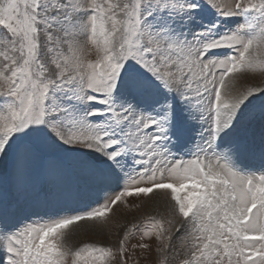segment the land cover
<instances>
[{"label":"snow or ice","instance_id":"obj_1","mask_svg":"<svg viewBox=\"0 0 264 264\" xmlns=\"http://www.w3.org/2000/svg\"><path fill=\"white\" fill-rule=\"evenodd\" d=\"M69 175L105 195L37 211ZM137 250L264 264V0H0V264Z\"/></svg>","mask_w":264,"mask_h":264},{"label":"rangeland","instance_id":"obj_2","mask_svg":"<svg viewBox=\"0 0 264 264\" xmlns=\"http://www.w3.org/2000/svg\"><path fill=\"white\" fill-rule=\"evenodd\" d=\"M245 163L249 165H255L259 167V160L245 158ZM105 195L104 190L100 187L90 186L88 188H79L78 182L75 176H63L57 178V180L50 186V195L48 203L37 202L36 210L43 213L44 211H54L57 207L64 206L68 204L69 206L76 207L83 205L90 200H94L98 197H103ZM40 200H42V195ZM101 202H103L101 200ZM129 209H124L123 205L116 207L114 215H111L109 227L107 230H110L113 234L116 232L115 224L125 219H132L133 217L139 218L146 214H151L154 212L156 205L154 201H149L145 197L137 198H128ZM140 205V207L133 208L132 205ZM163 211V208L160 209ZM28 213H25L27 215ZM91 223H85L81 226L80 229L84 228L85 230L73 237V242H79L87 239H103L101 235H97L95 232H92ZM79 229V230H80ZM78 230V231H79ZM88 231V232H86ZM86 232V233H85ZM113 240H115V235H113ZM136 243V240L132 241ZM153 253L141 252L137 250L133 259L138 260L139 264H152L154 260Z\"/></svg>","mask_w":264,"mask_h":264},{"label":"bare ground","instance_id":"obj_3","mask_svg":"<svg viewBox=\"0 0 264 264\" xmlns=\"http://www.w3.org/2000/svg\"><path fill=\"white\" fill-rule=\"evenodd\" d=\"M84 230H85L84 228L80 229V230L77 232V234L82 233ZM91 231H92V230H91ZM86 232H88V231H86ZM86 232H85V233H86ZM92 232H93V231H92Z\"/></svg>","mask_w":264,"mask_h":264}]
</instances>
